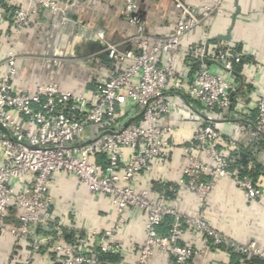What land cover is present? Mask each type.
I'll use <instances>...</instances> for the list:
<instances>
[{"label": "built area", "instance_id": "1", "mask_svg": "<svg viewBox=\"0 0 264 264\" xmlns=\"http://www.w3.org/2000/svg\"><path fill=\"white\" fill-rule=\"evenodd\" d=\"M29 1L62 15V22H66L65 8L55 0ZM172 1L179 16L174 28L164 36L147 33L135 15L137 3L124 1L125 15L135 33L125 50L105 42L110 68L105 80L95 82L90 94L63 91L57 84L41 85L33 92L17 91L13 86L16 59L9 54L0 77V123L8 132H0L1 237L27 240L37 226L51 225L54 216L50 184L55 175L68 174L90 194L107 197L113 215L104 230L91 233L90 239L97 240L95 247L92 243L87 248L78 241L66 244L55 229L54 237L44 241L52 243L50 251L57 264H106L104 255L120 251L118 234L129 210L143 213L145 219L136 264H149L155 251L171 264H189L198 257L195 248L180 243L184 226L204 246L263 258L253 243L237 245L201 216L180 214L167 200V193L173 191L167 184L159 193H153L150 186L135 185L139 175L151 171L152 163L171 157L174 129L163 120L176 108L169 98L176 93L189 101L188 107L200 121L184 148L188 164L182 175L188 191L205 201L211 188L203 179L206 176L232 179L248 201L262 197L260 187L250 176L234 172L235 157L216 148L221 140L218 127L227 120L226 111L231 107V78L235 66L243 63V53L223 43L209 47V35L203 31L201 40L186 51L193 69L191 75L177 67V63H184L179 52L183 37L221 12L225 0L201 9L181 0ZM34 14L35 11L14 9V33L19 35L29 29ZM98 36L104 41L102 31ZM127 107L139 122L122 128L123 108ZM255 110L254 127H240L250 143L264 139V99L257 101ZM107 131L114 134H104ZM9 210L20 212L16 226L5 220ZM165 223L166 232L160 231ZM32 249L38 252L39 244H32Z\"/></svg>", "mask_w": 264, "mask_h": 264}, {"label": "crops", "instance_id": "2", "mask_svg": "<svg viewBox=\"0 0 264 264\" xmlns=\"http://www.w3.org/2000/svg\"><path fill=\"white\" fill-rule=\"evenodd\" d=\"M55 1L65 8L64 23L62 15L39 8L29 0H0V77L5 72L7 57L13 53L16 59L15 90L33 92L38 86L57 84L63 91L90 94L95 82H103L110 68L111 63L105 62L108 59L105 42L125 50L135 33L125 15V0ZM134 1L138 5L136 17L147 33L164 36L174 28L179 11L172 0ZM181 1L199 9L217 2ZM16 8L35 11L31 26L19 35L14 33L12 24V11ZM99 31L103 32L104 41L98 36ZM203 31L209 35V47L223 43L244 55L243 63L231 78V107L226 111L227 120L218 127L221 140L216 148L235 157L234 172L239 176H250L260 187L262 197L248 201L232 179L206 176L203 179L211 188L205 201L201 202L197 195L188 191L182 175L188 164L184 148L200 121L188 107L189 101L176 93L169 97L176 108L163 120L174 129L171 157L167 161L152 163L151 171L139 175L135 185L150 186L153 193H159L163 184L172 187L167 200L180 214L201 216L213 229L237 245L253 243L263 255L257 262L264 264V143L251 145L240 129L241 126L254 127L256 103L264 99V0H225L221 12L186 34L179 48L184 63H177V67L186 70L188 75L193 69L187 61L186 51L201 40ZM215 70L219 71L218 68ZM130 110L123 108L124 122L134 117ZM133 122H139L138 117ZM24 127L31 128L26 124ZM204 161L209 163L206 159ZM49 194L54 216L51 225L37 226L27 240L0 236V264H57L50 251L52 243L44 241L54 237L55 229L66 244L78 241L87 248L92 243L95 247L97 240L90 239L91 233L104 230L107 219L113 215L108 198L90 194L68 174L53 177ZM19 214V211L9 210L5 219L7 224L16 226ZM144 220L143 213L127 211L126 221L118 234L120 251L107 256L106 264H136L143 244ZM164 229L159 228L166 232ZM184 229L180 243L199 252L189 264H203L205 261L210 264H257L232 249L204 246L187 226ZM34 243L39 244L36 253L32 249ZM149 264H171V261L160 251H155Z\"/></svg>", "mask_w": 264, "mask_h": 264}, {"label": "water", "instance_id": "3", "mask_svg": "<svg viewBox=\"0 0 264 264\" xmlns=\"http://www.w3.org/2000/svg\"><path fill=\"white\" fill-rule=\"evenodd\" d=\"M136 15V14H135ZM183 100H184V97H183V95H181V94H178ZM138 116H135V117H133V118H130V119H128L127 121H125L124 123H123V125H122V128H124V127H126L128 124H130L131 122H133V120L135 119V118H137ZM0 132H2V133H4V134H7L8 132H7V129L0 123ZM104 134H108V135H113L114 133H112L111 131H107V132H105Z\"/></svg>", "mask_w": 264, "mask_h": 264}, {"label": "trees", "instance_id": "4", "mask_svg": "<svg viewBox=\"0 0 264 264\" xmlns=\"http://www.w3.org/2000/svg\"><path fill=\"white\" fill-rule=\"evenodd\" d=\"M243 60H244V57H243ZM105 62L108 63L107 60H105ZM239 66H240V65H236L235 68H234V71H235ZM258 143H259L260 145L263 144V143H264V139H260V141H259ZM251 145H253V143H251ZM169 194H170V193H167V196H168ZM166 226H167V223L163 224L162 227H164V228L166 229V228H167ZM165 229H164V230H165ZM107 256H109V255H104V256L102 257V259L105 260V259L107 258ZM252 259H253V261L251 260V263H257V264L261 263V262H257V261H259V259H256V258H252Z\"/></svg>", "mask_w": 264, "mask_h": 264}]
</instances>
